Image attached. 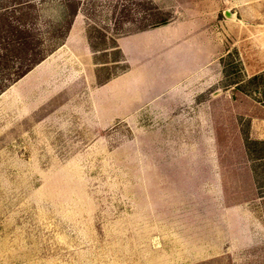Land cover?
Returning a JSON list of instances; mask_svg holds the SVG:
<instances>
[{
	"label": "rangeland",
	"instance_id": "374dc122",
	"mask_svg": "<svg viewBox=\"0 0 264 264\" xmlns=\"http://www.w3.org/2000/svg\"><path fill=\"white\" fill-rule=\"evenodd\" d=\"M33 2L54 47L0 92V264H264V15L230 18L221 0ZM131 33L148 44L138 84L205 68V111L190 83L180 107L121 104L135 55L115 43Z\"/></svg>",
	"mask_w": 264,
	"mask_h": 264
},
{
	"label": "crops",
	"instance_id": "0c3cea01",
	"mask_svg": "<svg viewBox=\"0 0 264 264\" xmlns=\"http://www.w3.org/2000/svg\"><path fill=\"white\" fill-rule=\"evenodd\" d=\"M212 2L216 0H210ZM222 3V13L224 10H228L229 12H232L233 15L230 16V18L236 17L237 15L247 17V16H262L264 15V12H262L264 7V0H221ZM188 14L192 13V8L185 7ZM186 13V14H187ZM225 15V14H224ZM226 16V15H225ZM167 22V21H166ZM165 22V23H166ZM164 24V23H162ZM160 25V24H158ZM157 26V25H155ZM143 30V29H142ZM142 30L140 31L142 33ZM144 33V31H143ZM135 33H131L127 36V38H123V41H121V38L115 43L116 48L119 49V52L121 53V56L125 59H129L130 50H134V60L130 63L129 68L125 69L123 72H121V75L119 76V83L118 86L121 87V91L123 90V97L121 98V104L122 101L128 100L130 103L133 104V106H138L139 104L144 103H150L151 107L154 106L155 108L162 107H169L170 105H178L179 107L184 105V103L187 102V98L189 94L184 92V89L189 88L187 83H190L193 89V92L197 96V99L194 101L195 106L197 107L198 111L203 110L205 111L206 108V100L199 99L198 95L203 91L205 88V68L201 67H187L183 66L181 67L180 71L174 76V73L170 75L169 83L166 85H162V88L157 91L149 92V87L146 85L142 86L138 83H142V75L145 72V69H142V63L140 55L143 54L144 49L148 45L147 41H133L130 42L128 40L129 37H135ZM140 35V34H139ZM153 43H150L152 45ZM70 51L72 50L71 47H68L65 45ZM72 52V51H71ZM75 56V55H74ZM46 57L43 58L41 61H39L35 66H33L30 70H28L24 75H26L28 72H30L35 67L39 66L45 61ZM196 64H199L198 60L196 61ZM132 65L135 67L141 66L139 70V76L136 74L138 73L136 71V74L132 73ZM23 75V76H24ZM136 75V77H135ZM140 78V79H138ZM167 81V82H168ZM174 82H180L176 88H174ZM193 82V83H192ZM133 83L134 89L132 92L126 91V88L128 84ZM149 92V93H148ZM164 95L163 97H160ZM174 95L179 96L176 99H174ZM193 95V94H192ZM187 96V97H186ZM178 108V107H177ZM183 108V107H182ZM182 109L180 108L179 111ZM182 119V118H181Z\"/></svg>",
	"mask_w": 264,
	"mask_h": 264
},
{
	"label": "trees",
	"instance_id": "16d2710c",
	"mask_svg": "<svg viewBox=\"0 0 264 264\" xmlns=\"http://www.w3.org/2000/svg\"><path fill=\"white\" fill-rule=\"evenodd\" d=\"M33 1L0 0V92L41 61L54 47L47 44L41 35L38 14L32 13ZM62 1L65 6L69 5L70 0ZM75 13V7L67 12L68 23ZM165 22L166 19H160L148 26Z\"/></svg>",
	"mask_w": 264,
	"mask_h": 264
},
{
	"label": "water",
	"instance_id": "95a60500",
	"mask_svg": "<svg viewBox=\"0 0 264 264\" xmlns=\"http://www.w3.org/2000/svg\"><path fill=\"white\" fill-rule=\"evenodd\" d=\"M223 14H225L226 16L233 15V13L232 12H229L227 9L223 11Z\"/></svg>",
	"mask_w": 264,
	"mask_h": 264
}]
</instances>
